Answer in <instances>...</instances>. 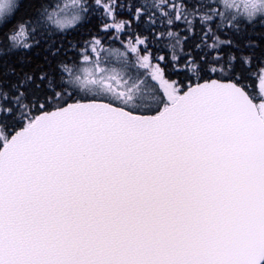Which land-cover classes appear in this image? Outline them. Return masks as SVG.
Segmentation results:
<instances>
[{"label":"snow or ice","instance_id":"obj_1","mask_svg":"<svg viewBox=\"0 0 264 264\" xmlns=\"http://www.w3.org/2000/svg\"><path fill=\"white\" fill-rule=\"evenodd\" d=\"M0 264H264V0H0Z\"/></svg>","mask_w":264,"mask_h":264}]
</instances>
